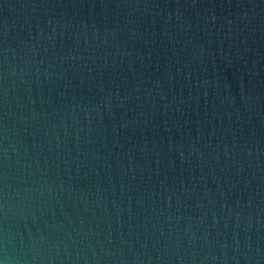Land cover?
Listing matches in <instances>:
<instances>
[{
	"label": "water",
	"instance_id": "water-1",
	"mask_svg": "<svg viewBox=\"0 0 264 264\" xmlns=\"http://www.w3.org/2000/svg\"><path fill=\"white\" fill-rule=\"evenodd\" d=\"M0 264H264V0H0Z\"/></svg>",
	"mask_w": 264,
	"mask_h": 264
}]
</instances>
